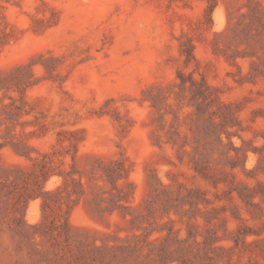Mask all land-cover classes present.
<instances>
[{
  "label": "rangeland",
  "instance_id": "374dc122",
  "mask_svg": "<svg viewBox=\"0 0 264 264\" xmlns=\"http://www.w3.org/2000/svg\"><path fill=\"white\" fill-rule=\"evenodd\" d=\"M0 264H264V0H0Z\"/></svg>",
  "mask_w": 264,
  "mask_h": 264
},
{
  "label": "trees",
  "instance_id": "16d2710c",
  "mask_svg": "<svg viewBox=\"0 0 264 264\" xmlns=\"http://www.w3.org/2000/svg\"><path fill=\"white\" fill-rule=\"evenodd\" d=\"M210 11H211V8H210ZM178 77L180 78L181 83L184 84L185 81H186V80L184 79V76H183L182 74L179 73V74H178ZM195 82H196V81H195L194 79H191V80H190L191 85H194ZM201 82H202V84H205V82L203 81V79H202ZM191 89H192V88H191ZM196 93H197V92H196ZM200 93H201V92H200Z\"/></svg>",
  "mask_w": 264,
  "mask_h": 264
}]
</instances>
